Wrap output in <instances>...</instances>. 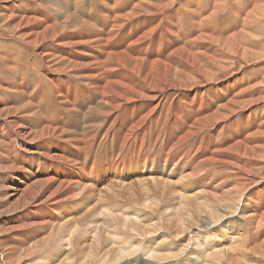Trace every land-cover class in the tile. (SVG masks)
Returning a JSON list of instances; mask_svg holds the SVG:
<instances>
[{
    "label": "bare ground",
    "instance_id": "6f19581e",
    "mask_svg": "<svg viewBox=\"0 0 264 264\" xmlns=\"http://www.w3.org/2000/svg\"><path fill=\"white\" fill-rule=\"evenodd\" d=\"M87 1L90 2V7H93L91 4L98 2L99 13L86 15L82 11L79 12L78 16L76 15L78 13L70 15L69 21L75 17L74 30L94 27L93 30L75 32L74 34H78L75 41L71 40V36L74 34H66L67 24L61 22L65 13L58 11L59 9L55 14L53 11L51 13L42 11L47 15V18L52 17L48 20L43 17L38 18L35 15L27 16V12L40 11L36 4L29 1L19 5L13 2L0 7L1 13L11 18L12 26L9 25L12 27L11 31L18 30L20 34L16 37L17 39H9L0 43V59L6 66L4 70L13 74H0V207L5 208L0 211V264H15L20 257H32L43 253H45V261H40L44 264H75L72 254L74 246L80 240H78L80 235L77 234V228L82 225L77 224L79 227L76 229L69 227L71 229L68 231L69 233L66 232L67 227L69 224L72 225L79 221L81 223L87 219L96 195L104 193L102 188L109 190L114 188V194H117L119 189L133 193L138 185L147 182L148 185L150 183L158 189L168 191L169 185L172 183L166 179L171 176L164 179L157 173L156 175L159 176L154 177L153 172H159V170H156L155 165L148 166L149 156L143 157L146 154L141 146V143L145 142L144 133L154 136L153 125L154 127L157 126L156 129L160 131L153 140L158 143V148L161 150L159 155L163 157V161L168 160L169 155L167 153L183 148H187L189 152L186 157L178 159L179 166L174 168L175 171L181 173V177L187 179L186 188L172 190L174 195L179 193L181 196H186L187 193L196 189L203 191L208 188L219 187L220 184L214 186V182L207 181L208 175L211 176V181L227 178L226 175H219L212 171L213 169L210 170L216 164L238 167L236 162L239 157H252L255 160L258 157H264V145L259 144L264 138L263 117L250 116L249 114V117L238 114L232 116L235 115L233 113L236 112V107H245L247 104L255 106L258 102H264V98L259 96L255 99L252 94L248 95L254 86L236 80L235 77L217 83L218 80H214L216 75L211 68L213 66L216 69L224 70L222 63L226 57H229L227 55L231 54L245 62L248 58L264 61V54L253 51L256 47H252L255 39L258 38L256 35L264 33L263 25L260 24L264 20V0H252L253 6L247 7V16L243 18L241 26L230 22L229 29L226 28L227 31L221 29L218 32L208 25L217 26V24H213L216 23L218 15L226 7L229 0H209L208 5L200 4L204 0H184L180 6L181 9L171 8L176 0H162L160 2L157 0H124L123 4L120 0ZM80 2V0H76L75 4L78 5ZM69 4L67 2L66 5L71 8L73 4ZM189 9L193 11L190 15L194 26L191 28L188 26L189 30H186L183 28L182 17L185 16L184 10ZM61 10L66 9L61 8ZM68 27L70 28V25ZM175 34L183 39V42L179 43L180 45L175 41L177 35L173 40ZM219 34L224 36V39ZM151 39H156V44H153ZM26 47L35 51V57L30 66H24L19 62L20 52ZM91 50L96 51L97 54L91 53ZM247 66H243L244 69ZM199 79H203L207 85L195 86L190 89L182 87L192 82L199 83ZM72 80L78 82L79 86L85 89L69 91L68 88ZM96 80H99L98 83ZM212 80L215 82L212 83ZM173 90L177 91L178 95L172 97L166 107L167 112L172 111V120L169 121L168 125L159 127V122L157 123L159 106L157 105H161L167 93ZM185 98L191 100L190 104L185 101ZM194 100L198 101L193 102ZM151 103H156V105L153 106ZM155 109H157L156 113ZM128 111L129 114L126 116ZM110 115L116 116L113 122L107 120ZM226 118L227 120H225ZM101 119H106V124ZM223 119L225 121L220 122L216 130L207 134L211 136L209 141L213 138L218 143V147L212 148L205 142V138L195 147L189 145L199 132L202 133L209 125L211 126V123ZM173 121L178 126H182V133L177 131V126L173 124ZM150 122L153 125L149 126ZM114 124L116 126L112 127ZM249 124L252 126L248 127ZM148 129L149 131L145 132ZM240 129H243L245 135L235 140L234 137L237 136ZM162 132L164 133L161 135ZM172 132L177 136V140L168 148L167 142L172 140ZM221 133L223 139H220ZM35 140H45L46 143L41 142L45 147L33 146L31 142ZM75 145L81 149L82 154L89 162V173L78 176L82 181H78L80 184L75 181L77 177L74 167L71 165L72 162L76 161L75 156L78 153L75 151ZM205 151L207 155L199 157L197 160L195 156H200ZM78 158L81 159L82 156L78 155ZM175 160L172 159L171 163H174ZM195 162L196 167L193 168L192 165ZM149 177H153V180L146 181ZM72 180L74 182H68ZM84 182H88L90 185H86ZM179 183L181 181L177 182V184ZM234 185L227 194L226 191L224 192L226 195L203 191L184 197V202L182 200L184 204L180 209L183 215L181 224L177 218L180 224L178 231H186L187 237L190 238L194 235L199 240L201 236L204 238L208 235L213 236L212 231L224 228L226 219H231L234 216L242 219L247 216L248 219L242 226L241 235L235 237L233 234V239L238 244V246L234 245V253L241 251L242 254L245 253L246 255H248L247 253L263 255L264 239L258 241L256 235L259 231L264 230V212L253 213V206L257 204L253 201L255 188L245 196V194H239L242 188L239 187L240 183ZM144 188L146 189V184ZM174 188L176 189V187L172 189ZM256 190L259 195H262V186L256 187ZM199 196L202 197L201 201L203 200L201 205L195 203L191 198L197 197L198 199ZM168 198L170 199V197ZM96 203L94 204L96 205ZM102 203L104 202L102 201ZM162 204L161 207L165 208V204L164 206ZM94 206L95 209L97 205ZM197 207L206 208V217L196 214L194 209ZM167 208L169 211L170 206ZM117 213L121 217H127L129 221L142 220V212L138 208L118 207ZM174 213L170 215L173 216ZM93 214L97 215L98 213ZM100 214L98 216H101ZM92 218L94 217L92 216ZM110 218L112 220V216ZM153 218H149V220L151 221ZM167 219L165 220L167 221ZM7 220L10 223L4 226ZM159 222L163 221L160 220ZM115 223L119 224V222ZM157 223L154 228H156ZM107 226L110 227L109 223ZM82 227L81 230H83ZM131 227L134 228V226ZM96 228L100 229L99 227ZM113 228L115 230L117 227ZM110 230L109 233H112L113 230ZM139 231H137L138 236L141 235V233L139 235ZM236 231L234 230L235 233ZM46 233L47 236H45ZM118 234L120 231L116 235ZM125 234L127 232H124ZM163 234H160L159 238ZM93 235L96 236V233ZM93 235L92 237H94ZM121 235H119L120 238ZM131 235L130 233L129 238ZM148 236L149 238L152 237ZM124 237L122 238L124 239ZM129 238L127 242L125 241V246L120 244L122 240L118 243L122 246L121 249L124 248L125 250L121 253L122 258L120 257L121 260L118 264L160 263L162 254L159 250L160 246L155 243L158 238L150 239L149 242L152 243L150 245H148L147 240H140V237L131 240ZM166 239L169 238L166 237ZM97 240L98 237H95L91 242L94 244ZM163 241L162 243H164ZM176 243L174 240L170 244L166 243V248H174ZM118 244L116 245L118 246ZM190 244L189 246H191ZM224 247L226 246L220 248V251L216 249V251L206 254V251L214 248L213 245H208L206 251L204 250V254H206L203 258L204 261H201L200 264H222L224 258H229L231 264H240L241 258L237 257L239 255L233 256L230 252L233 246ZM85 250L89 249L86 247ZM196 250V247H189L188 249L184 247L178 250V255L180 259L182 258L186 262L190 261L192 256L199 259L201 254L196 253ZM166 252L169 257H173L170 250ZM238 252L237 254H239ZM101 253L103 254V252ZM148 253H150V257L147 260L145 258ZM82 255L84 254L82 253ZM118 256L120 255L118 254ZM103 257L101 262L106 256ZM117 259L119 258L117 257ZM97 261H100L99 258ZM21 262L19 261L18 264H22Z\"/></svg>",
    "mask_w": 264,
    "mask_h": 264
},
{
    "label": "rangeland",
    "instance_id": "374dc122",
    "mask_svg": "<svg viewBox=\"0 0 264 264\" xmlns=\"http://www.w3.org/2000/svg\"><path fill=\"white\" fill-rule=\"evenodd\" d=\"M21 1H23V0H2L1 2H0V7H2V6H5V4H12L13 2L14 3H17L18 5L20 4V3H22ZM27 1H29V2H32L33 4H36L37 5V8H39V10L40 11H38V12H27L26 14H27V16H31V15H35V16H37L38 18H41V17H43V18H46V19H48V20H50V19H52V17H49V18H47V15L44 13V12H42V11H45V12H47V13H51V11H53V14H55L56 13V11L58 10V11H62V12H64L65 14H66V16H64L65 14H63V17H62V19H61V22L63 23V24H67L66 26V30H67V32H66V34H74L75 32H77V31H86V30H93L94 29V27L93 28H91V27H89V29L87 28H83V29H79V30H74L75 29V26H74V24H75V17H73V19L71 20V21H69L70 20V15H73V14H76V13H78V14H76L77 16L79 15V12H82V11H84L85 12V14L86 15H88V14H90V15H93V14H95V13H99V8L97 7V5H98V2H96V4L95 3H93V4H91V5H93V7H90V2H88L87 0H80L81 2L77 5V4H75V1L76 0H68L67 2H68V4H69V2H71L69 5H71V4H73V5H71V8H70V6L68 7V5H66L67 4V2L65 1V0H27ZM55 1V2H54ZM84 1H87V2H85L84 3ZM160 1H162V0H157V2H160ZM183 1L184 0H176V2L174 3V5H172V7L171 8H174V7H176L177 9H181V4L183 3ZM203 1V0H202ZM64 2H66L65 4H64ZM73 2V3H72ZM120 2L123 4L124 3V0L122 1V0H120ZM210 3L209 2V0H204L203 2H200V4H207L208 5V3ZM58 3V4H57ZM64 4V5H63ZM95 4V5H94ZM100 4V3H99ZM239 4V5H238ZM52 5V6H51ZM59 7H58V6ZM60 6H62V7H60ZM65 6H66V8H65ZM249 6V7H248ZM253 6V1L252 0H229L228 1V4L226 5V7L223 9V11H221V13L218 15V19H217V21H216V23L215 24H213V25H216L217 24V26L216 27H213V26H211V25H208L209 27H211V28H213L214 29V31H216L217 30V32L219 31V30H223V31H225V29L227 28V29H229L228 28V26H229V24H230V22L231 23H235L237 26H241V22H242V20H244L243 18L245 17V16H247L246 14H247V9L248 8H251ZM57 7V8H56ZM73 7V8H72ZM228 7V8H227ZM248 7V8H247ZM61 8L63 9H66V10H61ZM102 8V7H101ZM106 9H108V7H105ZM239 8V9H238ZM69 9V10H68ZM74 9V10H73ZM245 9V10H244ZM108 10H111V9H108ZM232 10V11H231ZM244 10V11H243ZM57 11V12H58ZM228 11V12H227ZM234 11V12H233ZM88 12V13H87ZM224 12V13H223ZM105 13H107L106 11H105ZM108 13H110L109 11H108ZM186 13V14H185ZM190 13H193V11H191L190 9L189 10H184V15L186 16H183L182 17V21H184V25H183V28L184 29H186V30H189L188 28L190 27H192V26H194V24L192 23V19H191V15H190ZM223 13V14H222ZM243 13V14H242ZM235 15V16H234ZM242 15H243V17H242ZM3 16V17H2ZM237 16V17H236ZM7 17L8 16H5V15H3L2 13H1V10H0V43H3L4 41H6V40H9V39H17L16 37H18V36H20V34L18 33V30H14V31H11V29H12V24L10 23L11 22V18L10 17H8V19H7ZM72 17V16H71ZM240 17V18H239ZM246 18V17H245ZM186 19V20H185ZM191 19V20H190ZM236 20V21H235ZM165 21H167V20H165ZM232 21H234V22H232ZM6 22H7V24H6ZM263 22V23H262ZM10 23V24H9ZM191 23V24H190ZM261 25H263V28H264V20H262L261 21V23H260ZM9 25H11V26H9ZM70 25V28L68 27ZM108 25V24H107ZM109 26V25H108ZM189 26V27H188ZM10 28V30H8ZM91 28V29H90ZM7 29V30H6ZM70 29V30H69ZM77 29V28H76ZM227 29H226V31H227ZM16 32V33H15ZM16 34V35H15ZM262 34V35H261ZM259 33V34H257L256 35V37H258L257 39H255L256 41L255 42H253V45H252V47H256L255 49H253V51H256V52H262L263 54H264V33ZM177 34H175L174 36H173V40L175 39V36H176ZM261 35V36H260ZM4 36V37H3ZM219 36H220V34H219ZM77 37H78V34H74V35H72L71 36V40L72 41H75L76 39H77ZM187 38H189L188 36H186ZM221 38H223L224 39V36H220ZM152 41V43L153 44H156L155 42H156V39H151ZM175 41L178 43V45H180L182 42H183V39L181 38V37H178V35L176 36V39H175ZM126 42H127V40H126ZM125 42V44H127ZM180 43V44H179ZM258 44V45H257ZM255 45H257V46H255ZM196 49H198V48H196ZM262 49V50H261ZM26 50V51H25ZM250 50H252V49H250ZM260 50V51H259ZM0 51H1V44H0ZM24 51V52H23ZM22 52H20V55H21V57H20V63L22 64V65H24V66H30V64H31V62L33 61V59H34V55H35V51H33V49H30L29 47H26L24 50H23ZM91 53H93V54H97V52L96 51H94V50H91L90 51ZM227 56H229L228 58L226 57V60H224L223 61V66H224V70H222V69H219V68H214L213 66L211 67L212 68V71L215 73V75H216V77H215V81L216 80H218L217 81V83L219 82V83H222V82H225V81H227V80H229V79H234V77H235V79L236 80H239V81H241V82H246V83H248V84H250V85H253L254 86V88L250 91V92H248V95L249 94H252L253 96H254V98L256 99V98H258L259 96L260 97H263L264 98V86H262V85H264V61H256V59H253V58H248L247 60H246V62L245 61H242L239 57H236V56H233V54H231V55H227ZM237 58V59H236ZM250 60V61H249ZM252 60V61H251ZM27 61V62H26ZM227 61V62H226ZM242 61V62H241ZM248 61V62H247ZM246 63V65H248L247 67H245V69H244V67L243 66H246L245 65V63ZM255 62V63H254ZM26 63V64H25ZM254 63V64H253ZM4 67V68H3ZM226 67V68H225ZM4 69H6V66L5 65H3V62L1 61V59H0V74H3V73H5L6 75H13L12 73H10V72H7V71H5ZM214 69V70H213ZM219 69V70H218ZM237 69V70H236ZM242 70V71H241ZM219 72V73H218ZM218 73V74H217ZM232 76V77H231ZM218 78V79H217ZM240 78V79H239ZM201 80V81H200ZM214 80H212V83H213V81ZM246 80V81H245ZM98 81L99 80H96V82L98 83ZM214 81V82H215ZM220 81H222V82H220ZM254 82V83H253ZM263 82V83H262ZM207 82H205L203 79H199V83H194V82H192V83H190V84H188V85H183L182 87L184 88V89H190V88H194L195 86H204V84L205 85H207L206 84ZM198 84V85H197ZM192 85V86H191ZM261 86H262V88H261ZM69 89V91L70 90H72V89H76V90H80V89H85L84 87H80L79 86V83L78 82H76L75 80H72V82H71V85H70V87L68 88ZM64 93H66V92H64ZM171 93V94H170ZM170 94V95H169ZM178 95V92L177 91H175V90H173V91H170V92H168L167 93V95L165 96V98L163 99V102H162V104L161 105H157V106H159L158 108H159V112H158V117H157V123H158V126L159 127H162V126H166V125H168V123H169V121H171L172 120V111H169V112H167L166 111V107H167V104L169 103V101H170V99L173 97H177V95ZM174 95H176V96H174ZM167 97V98H166ZM185 101H187L189 104H190V102H191V100H189V99H187V98H185ZM196 101H198V100H194L193 102H196ZM259 103V104H258ZM258 103H256L257 105H255V106H253V104L252 105H250V104H247V105H245V107H241V108H237L236 107V112L235 113H233V114H235V115H232V116H236L237 114L238 115H240V116H246V117H249V115L251 116V115H254V116H257V117H263V121H264V102L263 101H261V102H258ZM151 104H153V106H155L156 105V103H151ZM15 105H17V104H15ZM192 106H193V104H192ZM251 107V108H250ZM157 108V109H158ZM242 108H244V109H242ZM248 108V109H247ZM157 109H155V113L157 112ZM164 109V110H163ZM239 109V110H238ZM245 110V111H244ZM165 112V113H164ZM251 114H250V113ZM128 114H129V111H128V113H127V115L126 116H128ZM160 114V115H159ZM249 114V115H248ZM116 116L114 115V116H109L108 117V119L107 120H111V122H113L116 118H115ZM228 118H230V117H228ZM165 119H167V120H165ZM102 121H103V123L104 124H106V119H101ZM225 120H227V118L225 119ZM224 119L223 120H220L219 122L217 121V122H213V123H211V126L209 127H207L204 131H202V133L201 132H199L198 133V135H196L192 140H191V142H190V146H192V147H195L196 146V144H198L202 139H204L205 138V142L207 143V144H209L212 148L213 147H218L217 146V144L218 143H216V141L212 138L211 139V141H209V138L211 137V136H209V135H207L210 131H212V130H216V128H217V126L219 125V123L220 122H224L225 121ZM186 121H188V120H186ZM99 122H100V120H99ZM163 124V125H162ZM173 124H175L176 126H177V131L179 132V133H182L183 132V128H182V126L181 125H177V123L176 122H174L173 121ZM212 124H214V125H212ZM216 124V125H215ZM150 125H153L151 122L149 123V126ZM250 125L251 124H249L248 125V127H250ZM116 125L114 124L112 127H115ZM252 126V125H251ZM112 127H111V129H112ZM157 127V126H156ZM156 127H154V125H153V133H154V136L156 135V134H159L160 133V131H159V129H156ZM215 127V128H214ZM211 128V129H210ZM208 129V130H207ZM147 131H149V129L148 130H145V132H147ZM207 131V132H206ZM230 132V131H229ZM232 132H234V131H232ZM164 132H162L161 133V135L163 134ZM173 133V132H172ZM243 135H245V133H244V131H243V129H240V131H239V133L237 134V136H235L234 137V139L236 140L237 138H239V137H241V136H243ZM154 136H152L151 134H147V135H145V133H144V138H145V142H143V143H141V146L143 147V149L146 151V154L145 155H143V157H145V156H149V162L147 163L148 164V166L149 165H155L156 166V170H159V172H153V176L155 177V176H159V175H161V176H163L164 177V179H165V177H170L169 179H166V180H169V182H171L172 184L171 185H169V190L168 191H164L163 189H158V187H156L155 185H153V184H150L149 183V185H148V183L146 182L145 184H146V189L144 188L145 187V184H141V185H138V187L135 189V192H133L132 193V191H128V193L126 192V191H124V190H122V189H119V190H117V191H119V192H116L117 194H114V188L113 189H111V190H109V189H103L102 188V191L104 192L103 194L102 193H100V194H98V195H96V199H95V201L93 202V205H92V207H90V209H89V216L87 217V219L85 220V221H83V222H81L80 223V221L79 222H74V220L73 221H71L73 224L71 225V224H69L68 225V227H67V230H66V232H68V231H71V229L69 228V227H71L72 229H76V227H79V226H81L82 228H83V230H81V227L80 228H77V234H79L77 237H78V240H79V242H78V244L76 245V246H74V251H73V254H72V256H73V259H74V263L75 264H95L94 262H97L96 264H101L102 262L104 263V264H118L119 263V260H121L120 259V257L122 258V256H121V253H123L125 250H124V248H122L121 249V245H124L128 240V238L130 237V233L132 234L131 235V238H129V240H131V239H139V237L141 238L140 240H143L144 239V241H146L147 240V243H148V245H150V244H152V243H150L149 242V240L150 239H152V240H154L155 238H158L157 239V241L155 242V243H158V245L160 246V248H159V250H161V256H160V263L159 264H200V262L201 261H204L203 260V258L206 256V254H208V253H212V252H214V251H216V249H219L218 251H220V248L222 249L223 248V246H226V247H224V248H229V247H232V249H230V252L233 254V256H237V255H239V256H237L241 261H240V264H264V254L263 255H255V254H252L251 255V253H247L248 255H246L245 253V255L244 254H242V252L240 251V253L238 252V251H236V253H234L235 252V250H233V248L235 249V246L234 245H237L238 246V244H236L237 242L236 241H234V235L233 234H235V237H238V236H240L241 235V233H242V226L243 225H245V220L246 219H248V218H246L247 216H244V218H240V217H238V216H234L233 218H231V219H226V221H225V224H226V226H224V228H221L220 230H217V231H212V234H213V236H210V235H208L206 238H204V237H202L201 236V238L199 237V240L197 239V237L196 236H192V237H190L189 238V236L187 237L186 235L187 234H185V232H179L178 231V229H179V226H180V224H181V219H182V217H183V215H182V212H181V207H182V205L184 204V203H182V200H183V198L184 197H186V196H192V195H195V194H199L200 192H203V191H207V192H217L218 194H221V195H226L227 193H228V191H230L233 187V185L235 184V185H237L238 183H240V186L239 187H242L241 189H240V191H239V194L241 193V194H245V196L248 194V193H250L254 188V191H253V201H255L257 204L255 205V206H253V213L254 214H260V213H262V212H264V157H258V158H256V160L255 159H253L252 157H243V158H241V157H239V159H238V161L236 162V164L238 165V167L237 166H235V165H233L232 167H231V165H226V164H216L214 167H212V168H210V170H212V171H214L215 173H218L219 175H226V177L227 178H224V179H222V180H210L211 179V176L210 175H208L209 176V178L207 179V181H210V182H214V186L215 185H218V184H220V186L219 187H212V188H208V189H206V190H203V191H198V189H196V190H193V191H190L189 193H187V195L186 196H181L179 193H176V195H174L173 193H172V190L173 191H175V190H177V189H185L186 188V178H183V177H181L180 176V174L181 173H179L178 171H175L176 169H174V168H176L177 166H179V162H178V159H180V158H182V157H186L187 155V153H189L188 151H187V148H183V149H180V150H177V151H175V152H171V153H167V151H168V148H169V145H171L172 143H174L176 140H177V136L173 133V138H172V140H170V141H168L167 142V149H166V153H167V155H169L168 156V160L165 162V161H163V157L162 156H160L159 155V153L161 152V150L158 148V143H156L154 140H153V138H154ZM198 136V137H197ZM199 139V140H198ZM220 139H223V134L221 133V135H220ZM41 142H43V143H46V141L45 140H41V141H32L31 143H32V145L33 146H40V147H45V145L43 144V143H41ZM263 143V144H262ZM259 144H261V145H264V138H263V141H261V143H259ZM72 148L74 149V146H72ZM79 147H77L76 145H75V151H77L78 153L76 154V156H75V162H72L71 163V165L74 167V172H75V175H76V179H75V181L76 182H82L80 179H79V175H82V174H86V173H89L88 172V166H89V162H88V159L86 158V157H84V155L82 154V151H81V149L79 148ZM39 151H43V150H39ZM80 151V152H79ZM263 154H264V152H263ZM78 155H81L82 156V158L81 159H79L78 158ZM204 155H207V152L205 151L202 155H200V156H195L196 157V159L198 160V158L199 157H202V156H204ZM209 156V155H208ZM172 159H176L175 160V162L174 163H171V160ZM260 160V161H259ZM255 161V162H254ZM197 162V161H196ZM196 162L194 163V165H192L193 166V168H195L196 167ZM242 163V164H241ZM246 164V165H245ZM75 165V166H74ZM81 165V166H80ZM144 166V165H143ZM148 166H146V167H148ZM235 166V167H234ZM77 167V168H76ZM80 167V168H79ZM244 167V168H243ZM229 168V169H228ZM231 168V169H230ZM240 170H239V169ZM173 169H174V171H173ZM244 169H245V171H244ZM250 169V170H249ZM253 169V170H252ZM143 170V169H142ZM155 170V171H156ZM236 170V171H235ZM238 171V172H237ZM84 172V173H83ZM230 172V173H229ZM234 172V173H233ZM247 172H249V173H247ZM253 172V173H252ZM147 173H149V172H147ZM159 174V175H156V174ZM241 173H242V175H241ZM260 173V174H259ZM213 174V173H212ZM249 174V175H248ZM251 175V176H250ZM257 175V176H256ZM259 175V176H258ZM239 176V177H238ZM241 176V177H240ZM248 176V177H247ZM250 176V177H249ZM230 178V179H229ZM153 180V177L152 178H148V179H146V181L147 180ZM243 180V181H242ZM261 180V181H260ZM62 181H64V180H62ZM67 181V180H66ZM178 181H181V183H179V184H177V182ZM222 181V182H221ZM263 181V182H262ZM68 182H74V180H72V181H68ZM78 182V183H79ZM114 182V181H113ZM112 182V183H113ZM221 182V183H220ZM225 182V183H224ZM243 182V183H242ZM262 182V183H261ZM85 183V182H84ZM224 183V184H223ZM80 184V183H79ZM86 185H90V183L88 184V182L87 183H85ZM176 184V185H175ZM234 185V186H235ZM143 186V187H142ZM261 187L262 186V188H263V191H262V195L260 194H258V192H256L257 190H256V187ZM173 187H176V189L174 188V189H172ZM143 188H144V190H143ZM157 188V189H156ZM227 188H229L228 190H227ZM96 189V188H95ZM226 191V192H225ZM226 194H225V193ZM121 193V194H120ZM106 194V195H105ZM128 194V195H127ZM144 194V195H143ZM103 195V196H102ZM117 195H120V196H117ZM146 195H147V197H146ZM152 195V196H151ZM177 195H178V197H179V199H178V197H177ZM154 196V200L155 201H152L153 199H152V197ZM173 196V197H172ZM174 196H176V197H174ZM101 197V198H100ZM103 197H105V198H103ZM108 197V198H107ZM146 199H145V198ZM168 197H170V199L168 198ZM237 198H238V195L236 196ZM167 198V199H166ZM173 198V199H172ZM174 198H176V199H174ZM193 200H194V202L195 203H197V204H200L201 205V203H202V201H201V199H202V197H198V199H197V197L195 198V197H191ZM236 198V199H237ZM103 199H105V200H103ZM130 199H132V200H130ZM137 199V200H136ZM157 199V200H156ZM200 199V200H199ZM108 200V201H107ZM135 200V201H134ZM146 200H148V201H150V202H152V203H150V202H148V201H146ZM165 200H167L166 201V203H165ZM170 200V201H169ZM176 200V201H175ZM179 200V201H178ZM199 200V201H198ZM102 201L104 202V203H102ZM112 201H113V203H112ZM97 202V203H96ZM108 202H109V204H108ZM115 202H118V203H115ZM121 202V203H120ZM129 202V203H128ZM146 202V203H145ZM162 202H163V204H162ZM183 202H184V200H183ZM94 203H96V205H97V207H95L96 205L94 204ZM125 203H127V204H125ZM140 203V204H139ZM149 203V204H148ZM174 203V204H173ZM182 203V204H181ZM99 204V205H98ZM102 206H101V205ZM131 204V205H130ZM134 204V205H133ZM141 204H143V205H141ZM161 204H162V206H164V204H165V208L164 207H161ZM168 204V205H167ZM95 205V206H94ZM140 205V206H139ZM172 205V206H171ZM174 205H176L175 207H174ZM93 206L95 207V209L93 208ZM140 208H139V207ZM148 206V207H147ZM159 206H160V208H159ZM168 206H170V209H169V211H168ZM178 206V207H177ZM99 207V208H98ZM104 207V211L102 210V208ZM118 207H124V208H138V209H140L141 210V215H142V220H136V221H129V220H127V217H125V216H122L121 217V215L119 214L118 215V213H117V208ZM142 207V208H141ZM151 207V208H150ZM172 207H173V209H172ZM177 207V208H176ZM206 208H207V206H205ZM108 208V209H107ZM146 208H148V209H145ZM176 208V209H175ZM206 208H201V207H197L196 209H194V211L196 212V214L198 215V216H201V217H206ZM4 210L5 208H1L0 207V211L1 210ZM142 209H143V211H142ZM178 209H179V211H178ZM94 210V211H93ZM98 210V212H96ZM100 210H101V212H100ZM108 210V211H107ZM116 210V211H115ZM176 210V211H175ZM107 211V212H106ZM145 211H147V212H145ZM152 211V212H151ZM101 214H100V213ZM107 214H106V213ZM109 212H112V213H109ZM153 213V214H149V213ZM175 212V213H174ZM176 212H178V213H176ZM93 213H98L97 215L96 214H93ZM154 213H155V215H154ZM174 213V215L173 216H171L172 214ZM205 213V214H204ZM101 215V216H98V215ZM102 214H104L106 217H102V216H104V215H102ZM115 214V215H114ZM158 214V215H157ZM171 214V215H170ZM178 214V215H177ZM177 215V216H176ZM203 215V216H202ZM92 216L94 217V218H92ZM112 216V220L114 219V221H112V220H110L111 218L110 217ZM117 216V217H116ZM151 216V217H150ZM156 216V217H155ZM161 216V217H160ZM163 216V217H162ZM171 216V217H170ZM178 216H180L181 218H179ZM91 217V218H90ZM96 217H97V219H96ZM119 217V218H118ZM125 217V218H124ZM145 217V218H144ZM154 217V218H153ZM170 217V218H169ZM88 218H89V221H88ZM103 218H104V220H103ZM106 218V219H105ZM149 218H153V220H149ZM158 218V219H157ZM162 218V219H161ZM167 218H169V219H167ZM177 218H178V220L180 221V224H179V221H177ZM92 219V220H91ZM125 220V221H123V220ZM157 219V220H156ZM162 220L163 222H159L160 220ZM165 219H167V221L164 220ZM16 220V219H15ZM170 222H169V221ZM75 221H77V220H75ZM90 221H92V222H90ZM104 223H103V222ZM107 221V222H106ZM109 221V222H108ZM114 222V223H111V222ZM143 223H142V222ZM59 222V221H58ZM89 222V223H88ZM115 222H119V224L121 225H119L118 223H115ZM132 222V223H131ZM157 222H159V223H157ZM10 223V222H9ZM8 223V220H7V222H6V224L4 225V226H6L7 224H9ZM80 223V224H79ZM87 223V224H86ZM91 223H92V226H91ZM101 225H103V226H101ZM105 223H107V224H105ZM108 223H109V225H110V227H108L107 225H108ZM111 223V224H110ZM149 223V224H148ZM157 223V226H156V228H154L155 226V224ZM79 226H78V225ZM85 224V225H84ZM94 224V225H93ZM115 224H117V225H115ZM123 224V225H122ZM127 224V225H126ZM131 224V225H130ZM143 224H146V225H144L143 226ZM147 224H148V226H147ZM153 224V225H152ZM86 225H87V227H89V228H87L86 227ZM89 225V226H88ZM112 225H115V226H113V227H117L115 230H113L114 228L112 227ZM149 225H150V227H149ZM165 225V226H164ZM176 225H177V228H175L176 227ZM92 228H91V227ZM101 226V227H100ZM105 226H107V228H105ZM120 226V227H119ZM131 226H134V228H132ZM153 226V228H151ZM160 226V227H159ZM73 227H75V228H73ZM87 229H86V228ZM94 227V228H93ZM96 227H99L100 229H98V228H96ZM125 227V228H124ZM129 227V228H128ZM137 227V228H136ZM141 227H142V229L144 228V232L142 231V229H141ZM158 227H159V229H158ZM165 227V229H163ZM91 228V229H90ZM104 230H103V229ZM118 228H120L119 230H118ZM140 228V229H139ZM151 228V229H150ZM80 229V230H79ZM94 229H96V230H94ZM98 229V230H97ZM110 229H112L113 230V232L112 233H109V232H111V230ZM127 229H128V231H127ZM154 229V230H153ZM160 229H161V231H163V232H161L160 231ZM177 229V230H176ZM91 230V231H90ZM103 230V231H102ZM107 230V231H106ZM126 230V231H125ZM136 230V231H135ZM140 230V231H139ZM147 230V231H146ZM156 230H157V232H156ZM165 230V231H164ZM234 230L236 231V233L234 232ZM262 230V229H261ZM87 231V232H86ZM95 231V232H94ZM104 231H106V232H104ZM115 231H118L117 233H119V231H120V234H118V235H116L117 233L115 232ZM130 231V232H129ZM137 231H139V235H140V233H141V235L140 236H138V232ZM160 231V232H159ZM121 232H123V233H121ZM124 232L126 233L127 232V234H125V235H127L126 237H124L125 235H124ZM136 234H135V233ZM148 232H150V234H148ZM159 232V233H158ZM260 232V231H259ZM258 232V234L256 235V237H257V240L259 241V240H263L264 239V230L263 231H261L260 233ZM69 233V232H68ZM90 235H89V234ZM93 233H96V236L95 235H93ZM101 233H102V235H101ZM104 233H109V234H104ZM153 233V234H152ZM164 233V234H163ZM167 233V234H166ZM83 234V235H82ZM121 234H123V235H121ZM134 234H135V236L137 235L138 236V238H137V236L135 237L134 236ZM150 235V237L151 238H149V236L148 235ZM160 234L162 235L163 234V238L162 237H160L159 238V236H160ZM168 234H170V235H168ZM179 236H178V235ZM217 234V235H216ZM82 235V236H81ZM92 235L94 236V237H92ZM104 235H106V236H104ZM110 235H112L111 237H110ZM115 235V236H114ZM119 235H121V238L122 237H124V239L122 238H120L119 237ZM144 235V236H143ZM45 236H47V233L45 234ZM107 236H109V237H107ZM142 236H143V238H142ZM147 236V238H145ZM169 236V237H168ZM173 236V237H172ZM183 236V237H182ZM83 237V238H82ZM89 237V238H88ZM95 237L97 238L98 237V240L97 241H95L94 242V244L92 243L93 242V240L95 239ZM116 237H118L117 239H115ZM166 237L167 238H169V239H166ZM178 237H179V239H178ZM219 237V238H218ZM66 238H68V237H66ZM71 238V237H70ZM82 238V239H81ZM105 238V239H104ZM107 238V239H106ZM110 238H112V239H110ZM126 238V239H125ZM176 238H177V240H176ZM189 238V239H188ZM69 239V238H68ZM89 239H90V241H89ZM103 239H104V241H103ZM110 239V241H108ZM120 239V240H119ZM88 240V241H87ZM100 240V241H99ZM118 242H117V241ZM122 240V242H120ZM124 240V241H123ZM162 240H164L163 242L165 243V241H166V243L167 244H170V243H172L173 242V240L174 241H176L177 243L174 245V248H166V246H167V244L165 243H162ZM167 240H169V241H167ZM199 242H198V241ZM92 241V242H91ZM106 241H108V242H106ZM126 241V242H125ZM188 241V242H187ZM88 242H91V243H88ZM106 242V243H105ZM120 242V244H118ZM197 242V243H196ZM236 242V243H235ZM88 243V244H87ZM101 243V244H100ZM154 243V245H156ZM162 243V244H161ZM191 243V244H190ZM194 243V244H193ZM198 243H200L199 245H198ZM92 244V245H91ZM116 244H118V246L116 245ZM189 244L191 245V246H189ZM197 244V245H196ZM205 244V245H204ZM87 245V246H86ZM95 245V246H94ZM100 245V246H99ZM103 245H104V248H103ZM105 245H107V246H109L108 248H111V249H108L107 248V246H105ZM113 245V246H112ZM115 245V246H114ZM163 245V246H162ZM193 245V246H192ZM208 245H213L214 246V248H212V249H209L208 251H206V248H207V246ZM81 246V247H80ZM94 246V247H93ZM102 246V247H101ZM125 246V245H124ZM198 246V247H197ZM203 246V248H201ZM76 247V248H75ZM86 247H87V249H89V250H85L86 249ZM105 247H106V249H105ZM114 249H113V248ZM177 247V248H176ZM189 248V247H196L197 248V250H196V253H200L201 254V257H198L199 259H197L196 258V256L195 257H191V259H190V261H183V259L181 258L180 259V257H179V255H178V250H180V249H183V248ZM200 247V248H199ZM103 248V249H105V250H103L102 249V251H101V249ZM116 248H118L117 250H116ZM120 248V249H119ZM113 249V250H112ZM164 249V250H163ZM168 249V250H167ZM201 249H203V252H201ZM79 250V251H78ZM111 250L113 251L112 252V254H111ZM115 250V251H114ZM120 250H123L122 252L120 251V253H119V251ZM171 251L172 253H173V257H169V255H168V253L166 252V251ZM173 250V251H172ZM199 250V251H198ZM204 250L206 251V254H204ZM116 251H117V253H116ZM164 251V253H162ZM101 252H103V254L101 253ZM237 252L239 253V254H237ZM75 253V254H74ZM82 253L84 254V255H82ZM99 253V254H98ZM109 253H110V255H109ZM166 253H167V255H166ZM175 253V254H174ZM203 253V254H202ZM102 256H101V255ZM106 254V255H105ZM115 254H117V255H115ZM118 254L120 255V256H118ZM149 254L150 253H148L147 254V257H146V255L144 256V258L145 259H149ZM236 254V255H235ZM40 254H37V255H33L32 257H20L19 258V261H22L21 263L23 264H32V262L34 261V260H36V261H34V262H36V263H38L40 260H42L43 262L45 261V253H43L42 255H40V256H42V257H40L39 256ZM75 255V256H74ZM103 255H104V257H103ZM111 255H113V256H111ZM178 255V256H177ZM205 255V256H204ZM255 256V258H254V256ZM101 256V257H100ZM107 256H108V258H107ZM114 256H116L115 258H114ZM257 256H259V257H257ZM80 257H81V259L83 258V260H81L80 259ZM102 257L104 258V260L105 259H107L106 261H102L101 262V259H102ZM117 257L119 258V259H117ZM243 257H244V260H243ZM18 258V257H17ZM32 258V259H31ZM40 258V259H39ZM97 258H99V260L100 261H97ZM112 258V259H111ZM116 260H114V259ZM171 258V259H170ZM25 259H28V260H25ZM39 259V260H38ZM86 259V260H85ZM167 259V260H166ZM246 259V260H245ZM248 259V260H247ZM19 261H17V263H15V264H18V262ZM27 261H28V263H27ZM30 261H31V263H30ZM107 261H108V263H107ZM118 261V262H117ZM163 261V262H162ZM175 261V262H174ZM244 261V262H243ZM249 261V262H248ZM13 262H15V259H13ZM33 262V264H36V263H34ZM41 262V261H40ZM40 262L38 263V264H40ZM99 262V263H98ZM117 262V263H116ZM172 262V263H171ZM177 262V263H176ZM179 262V263H178ZM184 262V263H183ZM225 262V263H224ZM231 264L232 262H231V260L229 259V258H224L223 259V261H222V264L224 263V264H229V263ZM102 263V264H103ZM41 264H44V263H42L41 262ZM158 264V263H157Z\"/></svg>",
    "mask_w": 264,
    "mask_h": 264
},
{
    "label": "crops",
    "instance_id": "0c3cea01",
    "mask_svg": "<svg viewBox=\"0 0 264 264\" xmlns=\"http://www.w3.org/2000/svg\"><path fill=\"white\" fill-rule=\"evenodd\" d=\"M26 1H27V0H23V1H21V2L23 3V2H26Z\"/></svg>",
    "mask_w": 264,
    "mask_h": 264
}]
</instances>
